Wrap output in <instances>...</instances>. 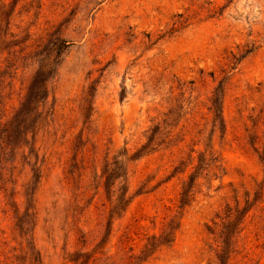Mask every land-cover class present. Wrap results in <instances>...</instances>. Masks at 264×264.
<instances>
[{"label": "rangeland", "instance_id": "374dc122", "mask_svg": "<svg viewBox=\"0 0 264 264\" xmlns=\"http://www.w3.org/2000/svg\"><path fill=\"white\" fill-rule=\"evenodd\" d=\"M0 264H264V0H0Z\"/></svg>", "mask_w": 264, "mask_h": 264}, {"label": "trees", "instance_id": "16d2710c", "mask_svg": "<svg viewBox=\"0 0 264 264\" xmlns=\"http://www.w3.org/2000/svg\"><path fill=\"white\" fill-rule=\"evenodd\" d=\"M62 46H63V44H62ZM64 46H66L65 44H64ZM60 50V49H59ZM58 54L60 53V51H58L57 52ZM15 137H16V139L18 140L20 137H19V131H16V133H15ZM228 239L225 241V243L227 242L228 243Z\"/></svg>", "mask_w": 264, "mask_h": 264}]
</instances>
